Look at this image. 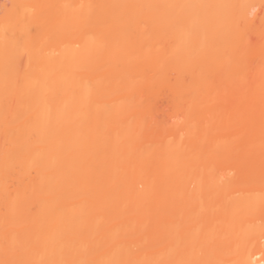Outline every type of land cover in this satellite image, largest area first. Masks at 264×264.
I'll list each match as a JSON object with an SVG mask.
<instances>
[{"label":"bare ground","instance_id":"bare-ground-1","mask_svg":"<svg viewBox=\"0 0 264 264\" xmlns=\"http://www.w3.org/2000/svg\"><path fill=\"white\" fill-rule=\"evenodd\" d=\"M3 1L0 264H264V0Z\"/></svg>","mask_w":264,"mask_h":264},{"label":"rangeland","instance_id":"rangeland-1","mask_svg":"<svg viewBox=\"0 0 264 264\" xmlns=\"http://www.w3.org/2000/svg\"><path fill=\"white\" fill-rule=\"evenodd\" d=\"M1 1V0H0ZM3 1V0H2ZM5 1V0H4ZM3 1V2H4ZM241 1V0H240ZM254 2L256 1V0H253ZM259 1V0H258ZM261 1V0H260ZM6 2V1H5ZM7 2L8 3H6V4H8L9 6H11L10 4H11V1L10 0H7ZM248 2V1H247ZM257 2V1H256ZM261 2H263L262 3V5H259V6H256L255 7V10L254 9H252L253 11H252V13H251V11H250V13L251 14H249L250 15V18H252L254 15H255V13L256 12H260V10L261 9H263L261 12H260V16L258 17V20H257V22L253 25V26H251L250 28H248V27H246V28H243V31H246V30H250L251 31V33H252V35H251V37H253L254 38V42H253V45H250V46H248L247 48H246V50L244 51V53L242 54V56H243V58H241V60H243V61H245V63H248V64H253V65H255L256 63H258L259 62V59H261V49H260V46H262V44H263V39H262V23H263V21H264V1H261ZM260 2V3H261ZM2 3V2H1ZM251 3H252V1H251ZM259 3V4H260ZM245 4V3H244ZM244 4H242V5H244ZM247 4H249V2L247 3ZM246 4V5H247ZM7 5V6H8ZM241 5V6H242ZM248 6V5H247ZM260 6H262V7H260ZM256 10H258V11H256ZM2 11V10H1ZM0 11V12H1ZM255 11V12H254ZM254 12V13H253ZM253 14V15H252ZM260 18V19H259ZM172 74H174V73H172ZM163 103V102H162ZM163 108L164 109H166V110H168L169 109V107H167L165 104L163 105ZM251 141V140H250ZM248 144H247V146L246 145H243V146H241L242 148H236V151H238L239 150V152H238V154L241 156V157H243L244 159L245 158H248V157H253L255 154H258L259 153V151L257 150V149H255V148H250V147H252V146H250V144H249V142H247ZM254 147V146H253ZM229 149H230V147H229ZM228 149V151L229 152H227V153H225V155H223V154H221V152H220V154L221 155H223V156H221V155H218V156H216L217 158H216V160L218 159V163H217V161H216V169H218V171H217V173L219 172V174L220 175H222V176H220V178L222 177V178H224V179H227L228 181L226 182V186L225 187H229V189H230V191H232V193H233V195L231 196L232 198H233V196L235 195H248V194H254V193H257V192H259V190L260 189H264V187L262 186V185H257L256 183H250V181H248L247 179H246V181L247 182H243L242 181V179H244V177L246 178L247 177V174H249L248 172H246L245 174H244V176L241 174V172L243 171V166L242 167H240L239 166V164L237 165L236 163L241 159L240 158V156L238 157V156H236V154H232V152L230 153V150ZM235 149V148H234ZM220 151H227L226 149L225 150H220ZM235 151V152H236ZM229 155H232V157L234 158V161L233 160H231V159H229V158H227V157H229ZM231 158V157H230ZM236 161V162H235ZM240 162V161H239ZM216 169H214L215 171H216ZM238 174V175H237ZM233 176L235 177V178H233ZM238 176V180H237V177ZM230 177H232L233 178V181L232 180H230L231 178ZM230 180V181H229ZM222 181H223V179H222ZM225 181V180H224ZM223 181V182H224ZM236 182V183H233V185H231V182ZM234 184H236V185H234ZM225 185V184H224ZM225 187H224V189H222V192H220L218 195L219 196H217L216 198H218V197H220V196H223L224 194H227V190L225 189ZM230 191H229V193H230ZM235 191V192H234ZM222 193H223V195H222ZM232 193H230V195L232 194ZM226 196V195H225ZM225 196H223V200H224V197ZM227 196H229V194L227 195ZM226 196V197H227ZM213 199H214V197H213ZM213 201H215V199L213 200ZM107 203V202H106ZM108 204H109V202H108ZM107 205V204H106ZM109 205H111V204H109ZM225 211H226V213H228V215L230 216L231 214H232V211L230 210L229 212L226 210V209H224ZM223 211V210H222ZM254 212V211H253ZM253 212H250V214H249V216L248 217H252V215H253ZM221 213V212H220ZM225 213V212H224ZM230 213V214H229ZM249 213V212H248ZM218 214V213H217ZM222 214V213H221ZM255 214V213H254ZM227 215V214H226ZM245 215H247V213L245 214ZM256 216L258 215L259 216V214H255ZM255 215H253V216H255ZM225 216V215H224ZM263 216H264V214H263ZM212 217H213V214H212ZM212 217H211V221H213L214 223H217V224H219L220 225V227H222L223 225H224V227H225V223L224 222H222L221 220H223L225 217H223L222 219H221V217H220V220H218L219 218H213L212 219ZM215 217V216H214ZM242 218H244V216H242ZM241 218V219H242ZM250 219V218H249ZM260 219V217H258V218H251L250 220H251V222L253 221H257L258 223H262L264 220H262L263 218H262V216H261V220H259ZM112 220V219H111ZM113 220H115V218H113ZM116 220H118L117 219V216H116ZM120 221V220H119ZM224 221V220H223ZM243 221H245V225H249L250 226V222L248 221V219H247V217L246 218H244V220ZM242 221V222H243ZM249 222V223H248ZM257 222H255V224H258ZM114 223H116L115 221H114ZM222 224V225H221ZM254 224V225H255ZM251 225H253V224H251ZM259 225V224H258ZM261 225H263V227H264V223L263 224H261ZM256 226V225H255ZM260 226V225H259ZM256 226L257 227V232L259 231V232H261V233H263L264 234V229L262 228V226ZM252 227H254V226H252ZM259 227V228H258ZM118 228V227H117ZM116 228V229H117ZM219 228V227H218ZM119 229V228H118ZM119 231H120V229H119ZM118 231V232H119ZM117 232V231H116ZM117 234V233H116ZM257 234V233H256ZM228 235H224V237H227ZM240 239H238V241H239ZM229 242V244H230V241H228ZM226 243H227V241H226ZM261 243H262V249H263V251H264V238L263 239H261ZM221 244V243H220ZM228 244V243H227ZM228 244V245H229ZM218 245V244H217ZM222 245V244H221ZM227 245V246H228ZM239 244L237 243V245L236 244H234V246L232 245V242H231V246H233V251L230 249L231 247H229L228 246V248H224V247H222L221 249H219V250H216V249H214V246L212 247V249H213V251L215 252V254L216 255H214L215 256V259H216V256L217 257H220V259L218 258V261L220 262H222V261H224L225 260V262H227V264H229L228 263V260L230 261V260H234L233 261V264H235L236 263V261H237V263L236 264H238V261H239V258L237 257V255L238 256H240L239 254H241V249L243 248V247H245V248H243V250L244 249H246V247L247 246H249L248 244H247V246L245 245V244H243L242 245V242H241V245H239ZM134 246V245H133ZM224 246H225V244H224ZM243 246V247H242ZM219 247V246H218ZM250 247V246H249ZM136 249V246L135 247H133V249ZM138 249V248H137ZM213 251H211L212 253L211 254H213ZM213 256V255H212ZM232 258V259H231ZM238 258V259H237ZM222 259V260H221ZM236 259V260H235ZM224 262V263H225ZM232 262V261H231ZM223 263V262H222ZM223 263V264H224Z\"/></svg>","mask_w":264,"mask_h":264}]
</instances>
